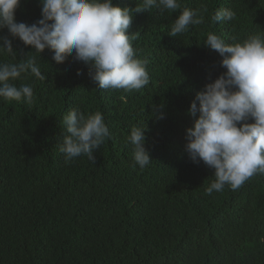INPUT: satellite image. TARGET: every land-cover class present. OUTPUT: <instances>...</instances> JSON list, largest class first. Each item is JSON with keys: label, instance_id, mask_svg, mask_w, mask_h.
<instances>
[{"label": "trees", "instance_id": "trees-1", "mask_svg": "<svg viewBox=\"0 0 264 264\" xmlns=\"http://www.w3.org/2000/svg\"><path fill=\"white\" fill-rule=\"evenodd\" d=\"M179 2L200 10L204 23L176 37L168 32L180 9L133 14L127 31L150 76L140 90L100 89L83 62L69 56L58 64L50 50L40 56L0 31L17 55L0 61L35 56L47 76L29 72L13 82L32 85L31 103L0 98V264H264V174L209 195L214 170L184 152L190 102L224 71L203 44L207 33L226 42L264 35V0ZM221 8L234 20L213 23ZM15 17L35 23L39 0H21ZM73 108L100 111L109 127L95 163L86 155L66 162L59 151L62 118ZM133 126L146 127L152 161L143 169L133 167Z\"/></svg>", "mask_w": 264, "mask_h": 264}, {"label": "clouds", "instance_id": "clouds-1", "mask_svg": "<svg viewBox=\"0 0 264 264\" xmlns=\"http://www.w3.org/2000/svg\"><path fill=\"white\" fill-rule=\"evenodd\" d=\"M20 4L21 0H0V31L6 28L40 56L50 50L58 64L69 56L83 62L100 89L140 90L150 82L148 61L138 57L131 42L134 37L127 31L134 13L180 9L168 32L174 37L204 23L200 10L182 8L179 0H141L135 8L120 7L113 0H39L41 18L32 24L17 22ZM235 16L233 10L221 8L211 20L232 21ZM203 44L219 54L224 71L196 91L190 102L187 111L193 123L186 129L184 152L193 163L202 161L214 170V179L205 189L211 195L226 185L235 191L254 175L264 174V35L250 33L243 40L233 36L226 42L210 31ZM3 53L17 58L12 40L0 35ZM29 72L41 81L47 79L35 56L0 61V98L31 103L32 85L13 83ZM81 74L78 69L77 75ZM145 131L146 127L133 126L127 137L133 167L142 169L152 161ZM62 133L59 151L66 162L86 155L95 163L94 152L111 135L100 111L85 114L79 108L63 116Z\"/></svg>", "mask_w": 264, "mask_h": 264}]
</instances>
